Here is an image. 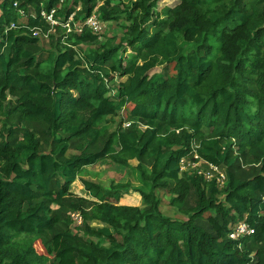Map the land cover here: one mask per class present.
<instances>
[{"label": "trees", "instance_id": "16d2710c", "mask_svg": "<svg viewBox=\"0 0 264 264\" xmlns=\"http://www.w3.org/2000/svg\"><path fill=\"white\" fill-rule=\"evenodd\" d=\"M163 1L0 0V264H264V0ZM92 12L122 33L62 26Z\"/></svg>", "mask_w": 264, "mask_h": 264}, {"label": "rangeland", "instance_id": "374dc122", "mask_svg": "<svg viewBox=\"0 0 264 264\" xmlns=\"http://www.w3.org/2000/svg\"><path fill=\"white\" fill-rule=\"evenodd\" d=\"M171 2L172 0H164L162 4L171 3ZM101 26H102L101 30L95 32L100 35L97 41H103L107 36L120 35L122 33L121 25L119 23H115L114 21L101 22ZM42 39L45 38L42 37ZM80 47L85 50L92 49L94 47H97V42L87 41L82 43ZM161 71L162 73L166 72L164 66H161ZM115 83L116 82H113V84ZM189 163H191L190 165L191 167L196 164V166L194 167L200 169L199 167L200 162L189 161ZM135 164H136L135 160L130 161V165L133 166ZM184 167H187V164H184ZM81 175L86 179H91L96 181L105 188L110 187L112 183L125 184L126 186L122 188L123 198L119 202L125 205H133V206L140 205L139 202L141 197L138 191L135 190L136 187L139 185V181L137 179V174H134V171L132 169L118 166L108 161H103L92 166H87ZM220 184L221 182L219 183V186ZM71 190L74 191V193H77L81 196L89 197L86 195L84 188L81 186L80 187L76 186L74 187V189L72 187ZM157 194L161 198L160 209L162 213H164L165 215H170L174 218H183V215L179 214L173 207L169 205L168 193L164 191H158ZM75 224L76 223L72 224V226L74 227ZM93 225H99V223L95 221L93 222ZM73 230L76 231L77 229L74 228Z\"/></svg>", "mask_w": 264, "mask_h": 264}, {"label": "built area", "instance_id": "2783aa9c", "mask_svg": "<svg viewBox=\"0 0 264 264\" xmlns=\"http://www.w3.org/2000/svg\"><path fill=\"white\" fill-rule=\"evenodd\" d=\"M54 12H55L54 9L50 10L49 12H45V11L41 12V15L45 18V20L50 25H54L58 23V19L54 16ZM73 14L74 13H71L69 17L62 23V26L66 29V31H75L79 33V32H82L84 26L88 27L92 32H98L101 30L102 28L101 22H100L98 15L95 12H92L85 20L81 22L74 21ZM32 34L34 36H39L41 32L37 29H34ZM194 156L197 157L196 154H194ZM184 164L186 163H184V160H183L181 168H185ZM188 164L191 165V163H187V166H189ZM194 166H196V164ZM210 168L213 169L216 173H218L217 181L218 183L221 182L220 184L221 186L223 183L224 174L216 166L211 165ZM204 174L207 179L211 177V174L209 172H204ZM71 217L73 221L76 223V225H79L81 223V217H80L79 212H72ZM253 232H254V229L251 225H249L245 221H239L230 226L228 237L230 239L237 240V239H240L242 236L251 234Z\"/></svg>", "mask_w": 264, "mask_h": 264}, {"label": "crops", "instance_id": "0c3cea01", "mask_svg": "<svg viewBox=\"0 0 264 264\" xmlns=\"http://www.w3.org/2000/svg\"><path fill=\"white\" fill-rule=\"evenodd\" d=\"M73 192H74V191H73ZM122 198H123V197H122ZM122 198H121V199H122ZM121 199H120V200H121ZM140 202H141V198H140ZM140 202H139V204H140ZM119 203L122 204L121 202H119ZM94 222H95V221H94Z\"/></svg>", "mask_w": 264, "mask_h": 264}]
</instances>
